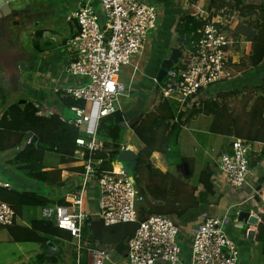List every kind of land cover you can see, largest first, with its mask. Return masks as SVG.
Listing matches in <instances>:
<instances>
[{
  "label": "built area",
  "instance_id": "1",
  "mask_svg": "<svg viewBox=\"0 0 264 264\" xmlns=\"http://www.w3.org/2000/svg\"><path fill=\"white\" fill-rule=\"evenodd\" d=\"M217 1L177 0L182 10L192 11L199 27L190 44L183 45L182 51L179 48L178 63L166 71L161 82L157 81V76L153 82L162 99L176 103L178 115L204 90L230 81L235 76L232 50L239 45H249L233 35L243 21L241 11L233 6L212 4ZM98 3L100 12L87 3L80 4L68 16V21L75 22L78 31L65 45L70 57L65 73L85 79L84 84L62 89L65 97L85 102L83 108L71 107L76 117L68 122L81 133L76 140L75 158L82 161L83 172L74 185L78 188L76 194L69 197L71 204L43 212L44 219H53L59 229L71 235L78 264L85 249L91 256L89 264H105L110 258L108 250L89 248L83 241L84 227L90 222L84 199L91 189L99 191L95 217L105 226L139 223V208L145 198L129 171L118 160L110 162L108 153L104 155L106 144L99 137V126L104 118L123 111L120 101L131 97L133 85L125 87L121 70L131 65L136 56H142L149 35L159 29L158 8L149 0H98ZM139 69V63L134 65L131 80ZM55 92L60 93V87ZM88 104H92L90 114L86 112ZM33 105L37 116L47 115L39 104ZM33 139L31 135L27 144ZM129 149V144H122L121 152ZM252 152L250 142L234 139L230 151L221 154L218 160L224 181L216 174L213 182L222 181L223 187L232 191L250 187ZM107 163L112 168H105ZM16 219L14 208L0 200V226L12 227ZM199 220L196 226L193 224L189 235L168 216H148L127 242L126 264H182L186 252L189 264H239L240 249L226 229L228 216L204 213Z\"/></svg>",
  "mask_w": 264,
  "mask_h": 264
},
{
  "label": "crops",
  "instance_id": "2",
  "mask_svg": "<svg viewBox=\"0 0 264 264\" xmlns=\"http://www.w3.org/2000/svg\"><path fill=\"white\" fill-rule=\"evenodd\" d=\"M7 1L10 3V6L11 1H20L25 7H16V9L11 8L13 12L16 13V16L12 18L13 21L11 22L9 29V31L12 33L10 39L11 47H6L5 50L14 52L16 49V53L18 54L16 57L19 60L17 62V69H11L12 75L7 73L0 64V98H4V103L7 102V96L5 95H9L8 89L10 86H13V82L24 83V85H27L29 89H31V98L33 99H23L22 101L19 100L14 104H24L31 102L39 104L42 110L46 113L49 112L51 114H57L55 108L65 107L63 100L64 98H67L63 95L62 89L85 83V79L70 77L65 73V68L70 61V57L65 45L67 40L74 36L78 31V26L75 22L68 21V16H70L80 4L87 3L91 4L97 10V12H100L101 9L98 0ZM154 1L163 4L164 6L165 1L169 2L173 19L171 24H173V27L175 26L176 21L179 19L180 14L182 15L184 13H192L190 10H182V7H180L181 5L177 3V0ZM246 1L248 3L264 6V2L260 0ZM159 29L157 31L158 33ZM23 30H29V32L25 34V38L21 37ZM173 30L174 29H172V31ZM40 31L42 32V35L39 37L37 33ZM173 36L174 33H172V37ZM27 39L30 40L31 44V48H29V50L25 48L26 45L24 44ZM167 50L168 45L166 43V46L163 47V50L161 49L157 53V55H160L159 58L157 59L156 56H154L153 60L155 63L150 64L149 66L150 70H148L147 73L149 74L150 80L153 84V78L158 75L160 64L163 62V60L168 59L171 56L167 55ZM250 50L251 43H249L248 46L239 45L237 47V51L233 49L232 69L235 72V76L230 81L218 83L208 90H204L196 98V100H194L192 105L187 106L189 108L188 111L186 107L185 110L181 112L183 113V129H187V126L194 124L199 128H205L206 131L210 130L212 134L227 136L230 139V143L224 149V151H222L216 158L210 157V153L207 151H205L203 155H200L196 153L197 145L195 144L196 142H194V139L190 135H186L183 136L181 140L179 136L178 147L182 156L189 159L190 166H170L164 159H161V154L154 153L152 155V157H155L154 159L158 163V170L162 171L163 173L168 172L176 179L183 181V179L185 180L186 175H191V172L192 176H194V173L197 170H199L201 173L207 167L212 168L216 175L218 170V160L221 154L230 151V146L234 139L238 138L246 140L253 144V152L250 156L253 176L250 182V187L243 189L250 191L252 195L250 198L240 204H247V202L250 200L252 209H247V212H241L238 210L236 211L235 217L232 219L229 214L232 207L230 206L227 208L226 204H223L221 201V195H224L226 192L220 186L217 188L216 183H214L215 195L206 196L212 201H217V206L219 198V203L221 206L218 209L216 207V209L212 211V216H228L229 224L227 225L226 229L230 237L235 240L240 249V264H250L252 258L254 259L255 257V248H260L259 252L264 255V244L257 241L258 226L261 223V217L264 215V107L262 106L261 100H259V98L264 95V79L262 81L263 84H254L252 83L253 81L250 75L254 69H248L247 74L244 76L238 74L236 71V69L240 67L239 65L244 63L242 61L241 55H248ZM262 65H264V62L261 64V66ZM261 69H264V67ZM23 73H25L26 78L22 77ZM247 81L252 82L248 83ZM57 87H60V93L55 92ZM47 88L50 90L49 93L47 92ZM136 88L137 91H135L134 95L136 98H141V95L144 94V90H146V85L139 83ZM244 88L247 89L246 93L245 90H243ZM254 88L260 89L262 93H259L248 101V99H245L244 96L248 95L250 98L252 96L250 89ZM217 95H220L221 98L219 101L221 109L217 113H194L192 108L194 104H198L204 100H210ZM161 100L162 97L159 100V104ZM169 102H171L175 108L177 115L178 112L176 103L173 101ZM259 102L260 105L257 106ZM9 107L0 111V119L2 118L3 113ZM258 107L261 109V115ZM69 109L71 111V108ZM229 111H233L236 115H232V113ZM251 111L257 112V116H255L256 118L254 117V119H251ZM59 117L63 122H70L73 120L66 121V119L62 118L61 116ZM237 120H239L238 127L240 129H236L235 127L233 129L232 127ZM140 121L138 120L137 122ZM131 125L129 127L125 126V136L127 135L126 140L129 142L126 144H129L131 148L129 150L138 156L140 151L144 149V145L131 129ZM31 135H29L28 138ZM28 138L25 139L19 147L13 148L15 150L13 152V149L1 150L0 148V152L3 154L0 156V186L7 188L9 191L35 192L52 202V205H50V207L48 206L47 208H56L58 206H66L71 204L69 197L76 194V190L78 188H76L74 185L75 182H77L78 175L83 172L82 161L74 157L73 160L63 164L59 154L54 152H46L41 158L42 169H39L37 165L34 167L37 172L36 174L40 175V179L31 178L28 174L20 171L12 164L19 153L22 152L27 145H29L27 144ZM10 151L12 154H9ZM158 157L160 158L159 160ZM198 163H200L199 166ZM139 168L136 170L137 174ZM178 170L183 171L185 176L181 177V175H178ZM49 172L55 174L54 178L49 179V175L45 176L46 174H49ZM215 175L212 178L213 181L215 179ZM132 177L136 182V178L134 176ZM4 178H6V180H4ZM188 183L182 187V190L186 195H191L193 190L192 187L190 188L188 186ZM253 189L258 190V193L255 194ZM202 193L204 194L203 187L198 186V190L195 192V195L199 196L202 195ZM257 196L261 197V199L263 198V201L257 202ZM98 200L99 191L97 188L91 189L84 199L85 211L90 216V222L100 221L97 217H95V214L98 211ZM249 207L250 206H248V208ZM47 208L31 207L29 209H25L23 215L17 216L14 226L0 229V264H73V262L74 264H78L72 239L68 240L56 236L50 237L47 242V247L40 243L25 241L28 234L24 229L31 228L32 220L44 219L43 212ZM224 208H226L225 212L222 211ZM242 213H250V216L252 215L258 218V224L251 225L246 223L247 227L244 229L243 225H239L240 222H244L240 221V216ZM171 217L176 219L175 216H170V218ZM176 223H179L178 220ZM89 226L90 225H88V227ZM111 227L116 229V235L106 232L102 241H93L90 236L83 238V241L89 248H103L108 250L110 253V258L106 264H126L127 251H120L121 248L126 247L124 229L119 225ZM236 227H239V229L241 228L240 230L242 231L243 235L233 236V233L237 229ZM11 228L14 229V234L11 233ZM250 231H253L255 234L252 236V239L249 237ZM63 234L69 235L66 232ZM49 243H51V245H48ZM39 254L44 255V259L37 262L34 258ZM90 257V254L85 249L83 251V257L80 264H89ZM182 264H189L188 252L184 253Z\"/></svg>",
  "mask_w": 264,
  "mask_h": 264
},
{
  "label": "trees",
  "instance_id": "3",
  "mask_svg": "<svg viewBox=\"0 0 264 264\" xmlns=\"http://www.w3.org/2000/svg\"><path fill=\"white\" fill-rule=\"evenodd\" d=\"M164 4L167 9L168 18L162 30H165L164 35L170 37V40L172 33H174L178 48L182 51V46H188L194 39L199 23L196 22L194 14L184 13L179 17L173 32H171L170 27L173 25L171 24L173 21L172 13L169 2L167 1ZM212 4L218 7L233 6L241 11L243 21L233 32V35L236 39L243 38L248 43H251L247 62H249L250 70L258 68L264 62V6L248 3L246 0H218ZM37 35L40 37L42 32H38ZM166 43L168 45V40ZM159 56L156 55V58L158 59ZM244 58L242 59L243 61ZM220 99V95H217L210 100L194 104L192 106L194 113H217L221 109L219 104ZM259 100H261L264 107V95ZM63 102L66 108L74 106L85 107V102L75 101L70 97L64 98ZM259 105L260 102L257 106ZM258 108L261 115V109L260 107ZM37 112V109L31 102L11 105L0 119V148L1 150L17 148L32 134L34 136L32 143L19 153L12 164L20 171L28 174L29 177L40 179V175L36 174L37 172L34 167L37 165L39 169H42V155L46 152H54L61 156L63 164L68 163L75 157V151L78 148L76 140L81 134L74 125L63 122L59 115L47 112L46 116L39 117L37 116ZM250 114L251 119L257 116L256 111H251ZM177 115L171 102L162 99L155 114L146 116L140 122L131 125V129L144 145V149L140 151L136 161L133 163V168H136L135 170L148 164L149 159L154 153L161 154L170 166H190L189 159L182 156L178 147V139L183 130V113L178 115V120H176ZM125 132V118L120 111L101 121L99 137L106 144V153L104 155L109 154L110 162L116 161L118 155L121 153ZM105 168L110 169L112 166L107 163ZM130 174L133 176L131 170ZM48 175L49 179H52L55 174L49 172L45 176ZM214 175L213 169L207 167L200 173L197 186L192 187L193 193L186 195L182 187L192 178V172L191 175L185 176V180L181 181L168 172L163 173L156 168H150L148 171V183L142 188L139 187L144 198H148V202L146 204L143 203L139 208V223L153 214L168 217L175 216L181 226L196 223L201 215L206 212L203 203L200 201L199 196L195 195V192L198 190V186H202L204 189V194L202 193V195H215V186L212 179ZM137 180L136 184L138 183ZM0 200L11 205L17 216L23 215L24 210L31 207L47 208L52 205L50 200L35 192L9 191L2 186H0ZM256 200L257 202H261L263 198L261 199V197L257 196ZM89 223L90 226L88 227L87 224ZM139 223L119 225L124 229L126 241V247L121 248V252L127 251V242L135 234ZM87 224L84 227L86 229L83 230V238L90 236L93 241H102L106 232L116 235V229L105 226L103 222L91 221ZM31 225L30 229H24L28 234L25 241L40 243L47 247L50 237L56 236L68 240L72 239L67 231L57 227L53 219L32 220ZM2 228L4 227L0 226V229ZM10 230L14 234V229L11 228ZM64 232L69 235H64ZM257 241L264 244V215L261 217V223L258 226ZM34 259L37 262L42 261L44 255L39 254Z\"/></svg>",
  "mask_w": 264,
  "mask_h": 264
},
{
  "label": "rangeland",
  "instance_id": "4",
  "mask_svg": "<svg viewBox=\"0 0 264 264\" xmlns=\"http://www.w3.org/2000/svg\"><path fill=\"white\" fill-rule=\"evenodd\" d=\"M165 1V0H164ZM262 2H264V0H260ZM150 3H153L154 5L157 6L158 8V14H159V20H158V26L160 27L159 29V33L158 32H154L151 33L149 35V38L147 40V44L145 46V50L142 54L141 57L136 56L133 61L132 64L129 66H125L122 68L121 70V78H122V82L124 83L126 88H129L130 86L133 85V93L131 95V97L129 98H122L120 101V104L123 108V116L125 118V124L127 127H129L131 124L136 123L138 120H142L144 119L146 116H152L153 114L156 113L157 109H158V105H159V100L161 98V95L159 94V92L156 89V85H154L149 77V74L147 73L148 70H150V64L153 63V58L154 56L157 55L159 50H163V47L166 46V42L168 40V50H167V55H171V49L173 48H178V43L176 41L175 36H173L170 40V37H167L164 35L165 30H162L163 27L165 26L166 20L168 18L167 16V9L166 6H164L163 4H160L158 2H155L154 0H149ZM167 1H165L166 3ZM16 7L19 8H24L25 6L22 4V2L20 1H16V2H12L11 1V8L12 9H16ZM171 28V32L172 29H174L173 25L170 27ZM29 32V30L25 31L23 30V33L21 34L22 38H25L26 35ZM26 45L25 48H27V50H29V48H31V44H30V40L27 39L26 42L24 43ZM235 51H237V47L234 48ZM242 59L244 58V63L242 65H239L240 67L236 69V71L238 72V74L241 75H245L248 72L249 69V62H247V56L248 55H241ZM137 63L140 64V69L138 71H136V75L135 78L133 80H131V75L134 72V65H136ZM175 66V65H174ZM261 66V65H260ZM258 67L256 69L253 70V72L250 74L252 77V81H247L248 83H254V84H258L260 85V83L263 84V79H264V69H261L264 67V65H262L261 67ZM23 78H26L25 73L22 74ZM141 83V84H145L146 85V90H144V94L141 95V98H136L134 93L135 91H137L136 87L137 85ZM243 90H245L246 93V88H244ZM251 90V94L252 96L249 98V96H244L245 99H248V101L253 98L254 96L258 95L259 93H262V91L260 89L254 88V89H250ZM31 89H29V87L27 85H24V83H17V82H13V86H10L8 89L9 95H5L7 96V102L4 103V98H0V111L3 109H6L7 107H9L10 105L18 102L19 100H23V99H33L32 97V93L30 92ZM47 92L49 93L50 90L49 88H47ZM158 92V93H157ZM146 94V95H145ZM249 94V93H248ZM32 101V100H31ZM248 104V103H247ZM246 107V106H245ZM87 113L90 114L91 110H92V104H88L87 105ZM188 111V107L186 108ZM56 113L61 116L62 118L66 119V121H70L72 119H74L75 115L74 113H72L70 111L69 108L66 107H62V108H55ZM230 113H232V115H236L234 114L233 111H229ZM184 119V118H183ZM229 120V119H228ZM238 121H235L234 126L232 127L234 129V127L236 129H240L238 127ZM188 125V124H186ZM186 135H190L193 139L194 142H196L195 144L197 145L196 148V153L203 155L205 151H207L208 153H210V157L212 158H216L219 156V154L224 151V149L228 146V144L230 143V139L227 136H219L216 134H212V132L206 131L205 128H199L194 124H191L190 126H187V129L184 128L182 130V134L180 135V140L183 136ZM127 136V135H126ZM126 136L124 138V144L129 143L126 140ZM250 144L253 146V144L250 142ZM213 149V151H212ZM15 151L14 149L12 150V152ZM9 154H12L11 151L9 152ZM3 154L0 152V156H2ZM158 159H160L158 157ZM161 159H164L161 155ZM200 165V163H198V166ZM158 163L155 161V159L153 157H151L149 159L148 164L143 165L139 168L138 170V174L136 172V168H133V163L132 166L130 165V170L132 171V174L134 177H136L137 180V175H138V183L136 184V187L139 189V187H143L145 184L148 183V171L150 168H157ZM161 166V165H159ZM200 174V171L197 170L194 173V176H192V178L189 179V187H193L195 185H197V178ZM178 175H181V177L185 176L184 172L181 170H178ZM217 176H219L222 181H224V178L222 177V175L219 173V170H217ZM217 176L215 175V180L217 178ZM191 177V176H190ZM4 180H6V178H4ZM184 180V179H183ZM217 183V181H215L216 183V187L218 188V186H220L226 193H224V195H221V201L223 202V204H226V207H232L231 208V212H229L230 217L233 219L236 215V211L240 210L241 212H247V209H252L251 208V201L249 200L247 202V204H243L240 205L242 202L246 201L248 198H250V196L252 195L250 193V191H246V190H240V191H232L230 190L228 187H223V182ZM136 183V182H135ZM199 199L200 201L203 203L204 207H205V212L209 215L212 216V211L214 209L220 208V203H219V198H218V206H217V201H212L211 199L207 198L205 195L200 196L199 195ZM148 202V198L145 197V201L144 203L146 204ZM248 206H250L248 208ZM222 211H226V208L222 209ZM175 222H177V220L173 217H171ZM200 221V220H199ZM198 223V221L195 223L194 226H196V224ZM179 224V223H178ZM239 225H243V228L245 229V227H247L246 222H240ZM183 230H186L188 232V234L190 235L192 232V227L193 224H189V225H183ZM237 229L235 230V232L233 233V236H240L243 235L242 231L239 229V227H236ZM260 249V248H259ZM258 248H255V257L254 259L252 258L250 264H264V255H262L261 252H259ZM76 253V252H75ZM186 255V254H185ZM81 261V260H80ZM48 263V262H47ZM77 263H78V258H77ZM74 264V262H73ZM80 264V262H79ZM240 264V262H239Z\"/></svg>",
  "mask_w": 264,
  "mask_h": 264
},
{
  "label": "water",
  "instance_id": "5",
  "mask_svg": "<svg viewBox=\"0 0 264 264\" xmlns=\"http://www.w3.org/2000/svg\"><path fill=\"white\" fill-rule=\"evenodd\" d=\"M14 16H16V13H14L13 10L11 9L10 3L7 0H0V34L7 33L6 38H1L0 36V64L3 67V69L10 75H12L11 69L16 70L18 67L17 62L19 59L16 57L18 56V54L16 53V49L14 50V52L7 51L3 48V46L6 42H8V40L11 39L12 36L11 31L8 30L6 32V29L8 27V19ZM180 55L181 52L179 48H173L170 58L163 60V62L160 64V70L157 75L158 82H161L163 80L167 70L171 69L175 64L178 63ZM136 159H137V155H135L130 150H125L121 152L117 157L119 164H121L127 171H129V173H130V165L134 163ZM240 221H244L251 225L258 224V218L252 215L250 216V213H242L240 216ZM254 235L255 234L253 231L249 232L250 239H252L253 238L252 236ZM48 245H51V243H49Z\"/></svg>",
  "mask_w": 264,
  "mask_h": 264
},
{
  "label": "flooded vegetation",
  "instance_id": "6",
  "mask_svg": "<svg viewBox=\"0 0 264 264\" xmlns=\"http://www.w3.org/2000/svg\"><path fill=\"white\" fill-rule=\"evenodd\" d=\"M12 18H13V17H10V18L8 19V27H7V29H6V32L10 29V24H11V22L13 21ZM0 36H1V38H6L7 33H5V34L1 33ZM6 47H7V48H10V47H11V41H10V40H8V42H6V43L4 44L3 48L6 49ZM12 48H13V47H12ZM152 62H153V63H151V64H154V63H155L154 60H153Z\"/></svg>",
  "mask_w": 264,
  "mask_h": 264
}]
</instances>
